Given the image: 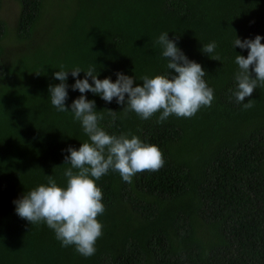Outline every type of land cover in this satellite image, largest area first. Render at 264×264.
<instances>
[{"label": "trees", "instance_id": "16d2710c", "mask_svg": "<svg viewBox=\"0 0 264 264\" xmlns=\"http://www.w3.org/2000/svg\"><path fill=\"white\" fill-rule=\"evenodd\" d=\"M15 2L14 25L0 18V264H264V87L245 98L254 100L248 110L232 95L235 56H247V49L233 47L235 35L264 37V0ZM161 33L178 36L177 47L206 71L215 98L192 118L157 123L159 113L142 120L125 115L115 98L108 103L84 93L106 132H131L158 146L165 161L131 184L113 171L96 182L105 205L98 217L103 235L85 258L62 247L44 222L20 218L13 203L46 185V175L65 186L64 150L89 139L71 112L52 106L48 87L60 83L53 73L61 65L94 66L98 79L113 82L116 72L135 83L169 73L156 43ZM9 38L17 50L4 60ZM213 41L215 52L203 53ZM83 78L69 72L66 107L81 95L71 85ZM107 110L116 112L114 120Z\"/></svg>", "mask_w": 264, "mask_h": 264}, {"label": "clouds", "instance_id": "9594fccd", "mask_svg": "<svg viewBox=\"0 0 264 264\" xmlns=\"http://www.w3.org/2000/svg\"><path fill=\"white\" fill-rule=\"evenodd\" d=\"M176 39L161 33L156 40L162 48V56L167 59L169 73L141 77L142 83H135L133 76L116 72V80L98 79L94 66L87 70L75 67L55 71L53 76L59 84L49 85L48 92L52 106L58 112H71L73 119L79 121L88 141L80 143L78 149L69 146L63 164H69L63 172L65 186H58L51 175H46L47 184H41L30 190L13 203L16 214L29 222H44L54 231L55 238L62 247H74L81 256L91 257L96 252V242L103 235V224L98 217L105 212L103 193L97 181L109 171L117 172L122 180L131 184L133 177L142 172H156L164 166V157L160 148L140 139L131 132L119 135L109 134L99 124L103 120L100 111H96L95 101L88 100L84 93L99 95L105 102L115 98L123 112H134L142 120H148L159 113L157 123L169 116L192 118L201 108L211 107L214 90L208 86L207 75L202 66L192 60L177 47ZM264 37L256 35L243 41L235 35L233 47L247 49V56L236 54L235 73L237 87L232 91L236 103H243L251 97L254 90L264 87ZM217 45L213 41L204 45L202 52L209 55L215 52ZM214 60L219 61L218 56ZM69 72L73 78L83 72L85 78L75 79L71 85L73 91L81 95L66 107L69 85L66 84ZM254 74V75H253ZM39 75V74H38ZM91 78V83H89ZM127 94V99L125 98ZM254 107V100L243 103L245 110ZM115 119L114 111L107 110Z\"/></svg>", "mask_w": 264, "mask_h": 264}, {"label": "rangeland", "instance_id": "374dc122", "mask_svg": "<svg viewBox=\"0 0 264 264\" xmlns=\"http://www.w3.org/2000/svg\"><path fill=\"white\" fill-rule=\"evenodd\" d=\"M17 14V5L15 0H0V18L3 19L7 27H12L15 23ZM12 42L9 39H5L3 42V55L4 60L11 59L14 56L15 47H12ZM17 50V49H16ZM1 57V58H2Z\"/></svg>", "mask_w": 264, "mask_h": 264}]
</instances>
